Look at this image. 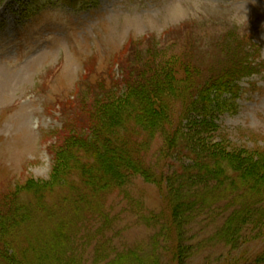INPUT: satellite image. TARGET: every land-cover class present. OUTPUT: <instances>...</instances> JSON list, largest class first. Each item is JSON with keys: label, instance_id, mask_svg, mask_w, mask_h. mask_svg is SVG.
Instances as JSON below:
<instances>
[{"label": "rangeland", "instance_id": "374dc122", "mask_svg": "<svg viewBox=\"0 0 264 264\" xmlns=\"http://www.w3.org/2000/svg\"><path fill=\"white\" fill-rule=\"evenodd\" d=\"M161 78L154 112L141 108L167 121L131 109L108 126L107 107ZM201 114L204 161L212 145L264 165V0H0V264H264L247 229L243 255L213 237L230 202L174 223L170 186L195 172L163 129Z\"/></svg>", "mask_w": 264, "mask_h": 264}, {"label": "trees", "instance_id": "16d2710c", "mask_svg": "<svg viewBox=\"0 0 264 264\" xmlns=\"http://www.w3.org/2000/svg\"><path fill=\"white\" fill-rule=\"evenodd\" d=\"M164 75L166 77V83L170 84L169 79H167L168 72L165 73ZM164 78L154 80L151 89L145 88L142 89L140 92H138L140 95L142 94V96H144L143 99H145V101L140 102V104L138 101H136L135 103L133 101L130 107L126 106L124 109L121 107L125 104L124 103L125 99H122L120 101H115L114 106L109 108L107 107L106 111L108 117L107 119L108 126L111 127L113 118L115 119L116 117L117 118L120 117V115L122 114L120 113V111L127 112L129 110L131 111V109L137 110V113L139 114L137 117H141V119H147L148 117L146 118L144 114V110L143 108H141L142 107L141 104L144 103L143 105L146 106L151 111L155 109L154 108L155 103H153L152 101V98L154 97H152V95H154L157 91L159 92L161 90V82ZM217 83L219 85L216 84L215 85L217 89H219L218 92H220L224 90L221 87H223L227 82H223L222 85H220L218 81ZM215 85L213 88H215ZM201 101L202 100L200 99V102ZM207 103H209V98L206 100L204 99L203 108L207 107ZM156 108H158V106ZM161 112H162L161 109H159V111L156 112V114L157 113L159 114L158 115L159 117H157V115H154V118H152L155 122V125L159 126L161 123L163 124L164 121H167L164 119L165 114L163 115ZM204 116L203 114H201L200 117L201 120H195L194 123L196 124L194 125H191V122L188 121L186 118L184 121L182 120L188 125V127L183 128L185 130H182L180 128H178V130L176 131L171 128L169 129L162 128V129L168 132L166 134L167 136L166 138L168 139L169 145L173 147V145L176 142V146H175L176 152L178 151V154L181 157L185 156V158H188V160L193 162L190 165L186 164L184 166L189 171L193 170L195 172L193 178L195 179L196 182L203 183L206 185V180L209 177H212L213 181L219 182L220 185L223 184L225 181H228L225 187V191H229L228 192L229 194L227 195L223 194L222 196H217L215 192L219 191L218 189L205 190V188H203L201 189L200 192L197 190L193 191L194 188H192L193 185L192 183L194 179L192 178L191 184L188 185L189 183L183 181L184 178H181L184 185L180 187L170 186L169 200L172 199L171 200L172 205L170 208H173V214L176 218L174 220V223H176L177 226L181 228L184 225V223L189 222L187 218L190 217L189 213L193 211L194 209L193 207L196 204L199 205L198 208H206V207L210 208L211 205L209 204L216 200H220L219 202L223 201L224 203L228 202V204L230 202L231 204H233L231 212L226 217H223V223L221 224L222 226L215 230L213 237H217V238L221 237L222 239H225L224 243L232 244L234 249H239V250L241 249V251L238 250V252L241 255H243V253L246 250V246L245 249L242 250L241 245L238 243H240L245 237L244 233L247 234L246 237L247 240L249 239V242H258L260 240L264 241V165L259 166V163L261 161L254 162L251 159H248L250 158L249 156L246 159H248L250 163H247L245 159H242L241 154L235 155L224 151L214 150L213 149L214 146L212 145L210 147L212 160L209 163L204 161L205 158L202 155L204 151L199 152L197 148H207L206 144L204 143L194 144V139L196 140L195 137L197 133H199V131H195L197 128V126L195 125L199 126L201 124L202 125L208 124ZM187 117L189 119L188 114ZM148 119L150 121L152 120L150 118ZM113 128H115V126H113ZM101 135L102 134L98 132H93L90 136H88V139L87 137L85 138V142L86 143L88 142V146L92 147V151L93 150L98 151L99 145L100 144L103 145L106 143V141H102V142L98 141ZM111 138L112 136L108 137V140L109 139L112 140ZM110 140L108 141V143H110ZM117 145L119 146V149L121 148V152L123 150L122 153L126 151V147L123 144L118 143ZM101 148L104 149V145ZM99 153L100 152L94 154L99 155ZM122 153H120V156L123 155ZM200 159L202 161H200ZM186 169L183 168V170ZM183 170L181 173H184ZM176 171L168 175L167 178H172V177L178 178V176L175 175ZM242 200H248V201L245 203H241ZM236 202L237 204H235ZM185 212L188 215L185 214ZM178 215L181 216L182 222L184 221L183 224L181 222V219L180 218L178 219ZM177 221L179 224H181V227L178 225ZM246 229L247 231L243 233V231ZM260 248L261 249L258 250L259 252H257L256 254L254 253V255H252V257L254 256L255 258L257 257L256 259L257 263L264 262V244H261ZM236 252L237 251H235V253Z\"/></svg>", "mask_w": 264, "mask_h": 264}]
</instances>
